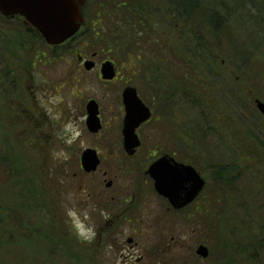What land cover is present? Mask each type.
Returning a JSON list of instances; mask_svg holds the SVG:
<instances>
[{
  "label": "rangeland",
  "instance_id": "rangeland-1",
  "mask_svg": "<svg viewBox=\"0 0 264 264\" xmlns=\"http://www.w3.org/2000/svg\"><path fill=\"white\" fill-rule=\"evenodd\" d=\"M253 10L246 18L256 35L240 29L243 40L228 33L216 67L224 78L208 88L211 101L199 121L207 132L200 137L191 106L154 96L141 77L128 74L127 60L89 46L85 31L54 48L32 37L22 18L0 15V216L12 210L8 224L23 234L26 226L14 214L28 216L25 206L42 221L34 228L37 239H13L0 264H217L224 258L223 239L234 250L245 249L264 223V116L255 106L256 99L264 103V13ZM94 51L96 65L85 70L78 55L90 59ZM104 60L119 72L114 82L100 79ZM125 85L152 109L151 119L136 130L141 145L133 156L122 147ZM89 99L99 106L97 133L85 125ZM86 148L100 157L94 172L80 166ZM163 154L192 165L205 179L188 209L168 208L145 172ZM223 165L237 166L229 188L216 176ZM201 243L209 249L206 258L195 254ZM247 255L241 252L235 264H264V248L254 258Z\"/></svg>",
  "mask_w": 264,
  "mask_h": 264
},
{
  "label": "trees",
  "instance_id": "trees-1",
  "mask_svg": "<svg viewBox=\"0 0 264 264\" xmlns=\"http://www.w3.org/2000/svg\"><path fill=\"white\" fill-rule=\"evenodd\" d=\"M248 3L252 4L249 9ZM251 8L264 13V5L251 0H87L83 9V32L89 46L107 51L113 60H127L128 74L141 77V85L154 96L162 100L177 99L191 106L199 118L194 133L200 137L202 132H207L199 121L205 120L208 101H211L208 88L214 87L220 77L224 78L216 67L222 65L220 53L228 42V33L231 31V35L235 33L243 40L244 33L241 35L240 29L249 35L258 33L248 25L252 19L246 18ZM240 11L244 19L239 16ZM26 28L32 32V37H40L36 30ZM238 44L233 48L235 51L240 50ZM3 57L0 48V62ZM207 120L205 124L210 122ZM235 169V165H223L215 171L225 188L233 186L238 178L233 173ZM31 193L32 190L28 194ZM25 208L28 216L14 214L19 226H26L24 234L17 228V233L11 230L8 213L12 210L0 216V259L13 239L20 244L37 239L34 228L42 221L32 207ZM248 239L245 249L238 251L223 239L220 250L224 258L217 264H235L241 252L248 253L249 259L254 258L258 250L264 248V223L259 226V232H252Z\"/></svg>",
  "mask_w": 264,
  "mask_h": 264
},
{
  "label": "water",
  "instance_id": "water-1",
  "mask_svg": "<svg viewBox=\"0 0 264 264\" xmlns=\"http://www.w3.org/2000/svg\"><path fill=\"white\" fill-rule=\"evenodd\" d=\"M85 0H0V14L5 17L19 15L31 27L36 29L48 45H58L72 37L83 22L81 7ZM94 67L93 61H86L84 68ZM102 79L111 80L115 76L114 65L106 61L101 65ZM125 115L122 126V145L128 155L134 154L140 145L135 132L136 128L147 121L150 109L137 96L133 87H125L122 92ZM256 108L264 115V103L255 100ZM86 126L92 133L101 128L98 105L94 100L86 104ZM80 163L85 172H94L100 164V159L94 149H85L80 157ZM146 173L154 181L156 192L167 198L170 204L179 209L187 205L201 192L205 180L196 169L174 160L169 155H163L149 165ZM111 182L106 183L109 187ZM131 242V239H128ZM196 254L205 258L208 249L199 245Z\"/></svg>",
  "mask_w": 264,
  "mask_h": 264
},
{
  "label": "flooded vegetation",
  "instance_id": "flooded-vegetation-1",
  "mask_svg": "<svg viewBox=\"0 0 264 264\" xmlns=\"http://www.w3.org/2000/svg\"><path fill=\"white\" fill-rule=\"evenodd\" d=\"M91 55H92V61H94V63H96L95 62V60H94V58L96 57V55H97V53H95V52H93V53H91ZM78 57H79V64H81L82 66H83V62H85V60H86V57H85V55H81V54H79L78 55ZM91 57V56H90ZM105 61V60H104ZM101 63H103V61H101L100 62V64H99V68H100V65H101ZM119 77V72L117 71V69H116V75H115V77H113L111 80H109V81H105V80H102V81H104V82H114L117 78ZM127 86H131V85H125L123 88H122V90H121V93H120V100H121V103H122V105H123V111H124V113H125V108H124V104H123V101H122V92H123V90H124V88L125 87H127ZM135 90H136V93H137V95L139 96V94H138V91H137V89L135 88ZM139 98L141 99V97L139 96ZM144 102V101H143ZM145 103V102H144ZM146 104V103H145ZM147 105V104H146ZM147 107L150 109V112H151V117H152V109H151V107L149 106V105H147ZM98 110H99V106H98ZM86 111V110H85ZM151 117L149 118V120L151 119ZM100 118V117H99ZM123 118H124V116H123ZM149 120H147L146 122H143L142 124H144V123H147ZM100 121H101V119H100ZM142 124H140L139 125V127L142 125ZM122 125H123V119H122ZM101 127H102V122H101ZM138 127V128H139ZM101 129V128H100ZM99 129V130H100ZM137 130V129H136ZM121 135H122V128H121ZM138 135V134H137ZM123 137V136H122ZM138 138H139V141H140V145H141V139H140V137H139V135H138ZM140 145H139V147H140ZM122 147H123V145H122ZM138 147V148H139ZM137 148V149H138ZM135 154V153H134ZM134 154H132V155H128V156H133ZM159 157V156H158ZM157 157V158H158ZM155 160V159H154ZM146 172V171H145ZM111 185H112V182H111ZM152 185H153V188H154V181H152ZM155 190V189H154ZM167 200V199H166ZM167 202H168V200H167ZM192 203H193V201L191 202V203H189V204H187L185 207H182V208H180V209H175L169 202H168V208H172L174 211H183V210H185V209H188V207L190 206V205H192Z\"/></svg>",
  "mask_w": 264,
  "mask_h": 264
},
{
  "label": "clouds",
  "instance_id": "clouds-1",
  "mask_svg": "<svg viewBox=\"0 0 264 264\" xmlns=\"http://www.w3.org/2000/svg\"><path fill=\"white\" fill-rule=\"evenodd\" d=\"M70 215H73V216H74V215H75V213H70Z\"/></svg>",
  "mask_w": 264,
  "mask_h": 264
}]
</instances>
